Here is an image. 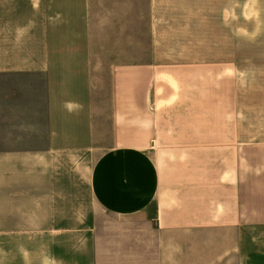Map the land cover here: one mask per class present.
I'll return each mask as SVG.
<instances>
[{
    "label": "crops",
    "instance_id": "0c3cea01",
    "mask_svg": "<svg viewBox=\"0 0 264 264\" xmlns=\"http://www.w3.org/2000/svg\"><path fill=\"white\" fill-rule=\"evenodd\" d=\"M245 1L0 0V264H264Z\"/></svg>",
    "mask_w": 264,
    "mask_h": 264
},
{
    "label": "rangeland",
    "instance_id": "374dc122",
    "mask_svg": "<svg viewBox=\"0 0 264 264\" xmlns=\"http://www.w3.org/2000/svg\"><path fill=\"white\" fill-rule=\"evenodd\" d=\"M235 1V14L237 17V32L238 47L246 48L248 47V32H247V16L246 15V1L245 0H234ZM246 18V20H245ZM240 79H244L245 84L251 85L250 70L240 71Z\"/></svg>",
    "mask_w": 264,
    "mask_h": 264
}]
</instances>
